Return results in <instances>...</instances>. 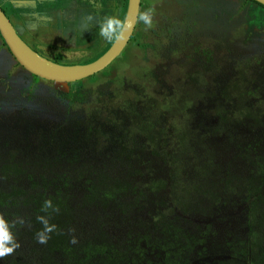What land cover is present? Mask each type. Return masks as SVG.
<instances>
[{
	"label": "rangeland",
	"instance_id": "obj_1",
	"mask_svg": "<svg viewBox=\"0 0 264 264\" xmlns=\"http://www.w3.org/2000/svg\"><path fill=\"white\" fill-rule=\"evenodd\" d=\"M123 1L1 0L0 6L6 11L19 38L32 51L52 61L57 60L59 64L82 65L89 58L98 57L113 40L99 36V28L94 23L85 30L84 18L89 14L100 19L105 14L120 18ZM240 1V12L238 0L224 2L225 6L229 3L235 8V16L239 14L234 24L225 23L224 16L221 22L217 0H141L139 14L152 9V26L138 20L123 54L98 73L96 81L95 78L86 79L74 90L66 84H59L53 90L51 86L32 80L30 74H18L19 70L12 69L14 62L3 50L0 53V157L11 154L25 173L21 177L0 176V190L13 186L31 189L32 182L39 184L47 193L67 190L75 194L71 205L77 215L73 225L77 238L94 235L97 232L96 220H100L110 239L120 241L127 231L138 225L137 220L149 222L156 213L170 214L169 192L155 197L147 195L137 211L123 216L113 205L105 209L100 206L82 207L79 196L81 183L95 172L116 167L117 160H120L117 165L119 173L136 177L137 174L129 170L137 169L141 172L142 181L164 179L165 167L161 165V157H149V152H140L138 148L128 155L129 149H123L122 145L141 135L137 129L139 121L146 123L161 115L162 119L175 103L177 109H184L189 118L185 122L178 118L170 122L173 130L175 134L185 132L186 147L188 144L193 147L190 150H196L191 151L188 158L187 153L180 154L179 161L185 159L183 170L187 173L183 176L184 184H176L177 197L186 198V184L198 176V166L206 161V153L217 163L221 162V168L230 169L229 157L224 152L225 138L212 130L216 119L210 116L209 107L212 109L213 105L222 103L220 92L229 78L235 75L234 70L240 68H244L249 78L254 80L255 94L249 100L256 103L254 111L259 113L264 105V11L250 2L243 4L244 0ZM190 14L197 20L195 30L183 35L190 27L182 30L178 25L185 27L182 20ZM182 42H191L186 58H195L200 52L197 48L202 50L205 45L217 55L210 89L204 90L206 83L200 86L198 95L187 88L186 72L177 79L185 89L184 94L181 90L175 93L173 81L178 77L176 64L183 61L180 56L183 53ZM159 48L162 55L158 54ZM203 55L198 53L199 62L204 61ZM219 62H222L221 66ZM245 63H249L250 68ZM104 72L113 79L102 76ZM69 92L74 94L73 99L68 98ZM205 92L208 96H203ZM62 97L70 99V102L66 104ZM152 114L154 116L150 117ZM171 114L168 113L170 118ZM200 141H203L204 150L198 146ZM192 152L195 153L194 158ZM187 162L191 165H186ZM237 169L247 172L243 166L232 167L233 172L238 173ZM134 179L141 182L140 177ZM241 194L234 212H226L227 217L219 214L217 207L211 206L208 210L211 203L205 189L191 194L192 198L205 205L206 214H211L203 221V215L191 216L194 223L189 225L190 230L202 237L190 240L185 247L193 244L192 264H214L226 259L236 261L233 247H237L236 241H243L246 233L244 221L251 216L242 204ZM258 213L261 216L259 210ZM198 241L202 244L197 245ZM185 251L188 252L187 249Z\"/></svg>",
	"mask_w": 264,
	"mask_h": 264
},
{
	"label": "trees",
	"instance_id": "obj_2",
	"mask_svg": "<svg viewBox=\"0 0 264 264\" xmlns=\"http://www.w3.org/2000/svg\"><path fill=\"white\" fill-rule=\"evenodd\" d=\"M225 1L217 0L218 16L221 17V22L224 16L225 23L227 21L234 23V19L237 18L233 12L234 8L229 3L225 6ZM248 2L257 9L259 7L264 11V6L252 0H244L243 4ZM126 5L127 0H124L120 15L122 21L125 16ZM3 13L6 15V11H3ZM214 13L216 12L214 11ZM184 18L182 21L185 27L178 25L182 30L195 26L197 23L196 18L192 17L191 14ZM173 29L176 30V28ZM189 32L190 29L186 30L185 34ZM138 38H140L139 35ZM116 39L113 38L112 44ZM109 46L98 57L89 58L85 64L101 58L110 49ZM161 48H159V55H162ZM3 50L14 62V65L11 66L13 70H19L18 74L29 75L12 58L0 37V53ZM198 51H204L203 63L197 60L200 52H197L196 57L193 59H185L186 56L184 57V68L178 74L176 81H173L176 94L179 90L184 94L185 89L181 88L182 84H178L177 80L182 76V72H186L184 79L187 88L198 95L201 84L205 82L201 68L208 66L211 72L216 71L217 55L212 52V49L205 45L202 50L198 49ZM53 62L60 63L57 60H53ZM245 64L250 68L249 63ZM219 65L221 66L222 62H219ZM234 72L235 75L229 78L224 89L220 92L223 97L220 100L222 103L216 106L212 103L213 108L209 107L208 110L210 116L216 119V126L212 130L218 131L225 138L224 152L229 157L228 166H231L230 169L221 168L223 164L221 162L217 163L214 157L210 158L206 153V161L198 166L200 167L198 176L186 184L188 190L186 198L177 197L176 184L182 182L183 176L185 177L187 173L183 170L185 159L182 158L181 162L179 161L180 154L185 152L188 154L186 157L188 158L189 153L196 150H190L193 147H189L188 144L186 147L185 143L188 141L185 132L175 134L173 130V125L170 122H173L176 118L181 122H185L189 118L184 109H177L178 106L176 107L177 103H175V105H172V109L167 110L168 113H172L171 118L165 112L162 119L161 114L159 117H152L154 116L152 114L150 115L152 119L148 122L139 121L137 129L141 135L133 137L134 139L125 146L122 145L123 149H129L128 155L132 154L133 149L138 148L140 152H149V157L153 156L157 159L161 157L163 159L161 165L165 167L164 179L153 178V180L149 179L145 182L142 181L139 170H129L130 173L137 174L136 177L141 178V182H137L138 180L134 179L136 177L123 172L119 173L117 165L120 160H117L116 167L112 169L104 168L84 179L81 183L82 192L79 191L82 207L100 206L105 209L113 205L119 209L123 216H128L137 211L140 203L147 195L155 197L158 194L169 192L171 208L168 212L170 214H167V212L156 213L149 218V222L137 220L136 229L127 231L120 241L110 239L100 220H96L97 232L94 235L77 238L75 232L69 231L73 229L77 217L76 211L71 205L75 194L69 193L67 190L47 193L35 182L30 185L31 189H21L13 186L7 190H0V212L4 211L3 214L9 221L23 218L25 223L23 225L17 224L13 229L21 247L14 254L0 259L1 263L192 264L190 256L193 244L189 245L188 248L185 247L190 240L202 237L196 231L192 232L190 230L189 225L194 223L191 216L192 214L203 215L201 220L203 221L211 215L206 214L205 205L191 196V194L203 188L206 190L207 198L209 197L211 203L208 210L211 206L217 207L218 211L223 207H229L233 210L242 193V204L245 205V210H249V213H251V216L244 221L245 230H248L243 241H236L237 247H233V250H235L233 255L237 258L236 261L226 260L219 264H264V105L261 106L259 113L254 111L256 103L249 101L255 94L253 91L255 89L253 86L254 80L249 78L244 68L234 70ZM216 74L217 72H215V78ZM97 75L88 79L95 78L96 81ZM102 76L113 79L111 76H106L105 72ZM30 77L32 80L40 81L41 85L51 86L52 89L59 85L41 80L33 75H30ZM36 81L32 82L33 85ZM83 81L69 83L67 86L70 90H74L81 86ZM203 85H206V83ZM214 86L217 87V83ZM206 87H208V84ZM208 88H204V90ZM67 96L73 99L74 94L69 92ZM203 96H208V94L205 92ZM182 97H177V99ZM68 98L62 97L66 104L70 102ZM206 132L207 129L204 133ZM204 136L206 135L204 134ZM198 146L201 150H204L203 141L198 142ZM194 155L195 153L192 152L193 158ZM186 165L191 164L187 162ZM238 165L243 166L244 171L247 172L242 173L240 169H237L238 173L233 172L232 167L235 168ZM22 169L11 154L0 157V176L2 178L21 177L25 173ZM222 171L227 173L221 174ZM182 183L184 184V182ZM47 199H51L54 206L59 208L58 213H53L51 210H49V213L41 212L43 203ZM240 210L242 211V208ZM258 210L261 216H259ZM49 214L51 216L50 222L57 225V231L51 234V238L46 244H39L36 242L35 233L41 230L43 226L38 222L37 217ZM73 236L77 241L76 243L70 242ZM199 244H202V242L198 241L197 245ZM186 249L188 252L185 251Z\"/></svg>",
	"mask_w": 264,
	"mask_h": 264
},
{
	"label": "water",
	"instance_id": "obj_3",
	"mask_svg": "<svg viewBox=\"0 0 264 264\" xmlns=\"http://www.w3.org/2000/svg\"><path fill=\"white\" fill-rule=\"evenodd\" d=\"M264 6V0H252ZM141 0H127L123 21L126 28L101 58L90 64L63 65L41 57L17 35L10 20L0 8V37L14 60L30 75L55 84H68L89 78L102 71L124 52L135 32Z\"/></svg>",
	"mask_w": 264,
	"mask_h": 264
},
{
	"label": "clouds",
	"instance_id": "obj_4",
	"mask_svg": "<svg viewBox=\"0 0 264 264\" xmlns=\"http://www.w3.org/2000/svg\"><path fill=\"white\" fill-rule=\"evenodd\" d=\"M138 20L143 22L144 25L151 27L152 23H153V10L148 9V10L140 13L138 15ZM93 23L96 26H98V28H99V36L103 37L105 40H108V41H111L113 38L118 39L126 28V23L115 15L105 14L103 16V18L100 19L98 17H95V16L89 14L86 18H84L85 30H88L89 25L93 24ZM113 43H115V42H113ZM47 59H49V58H47ZM50 61H52V60H50ZM54 63H56V62H54ZM88 64H90V63H88ZM105 69H103L102 71H104ZM102 71H100V72H102ZM100 72H98V73H100ZM98 73H96V74H98ZM92 76H94V75H92ZM86 79H88V78H86ZM86 79H83V80H86ZM49 210H51V212H53V213L59 212V208L54 206L51 199H47L44 201L43 206L41 208V212L49 213ZM50 219H51L50 214L49 215H40L37 217L38 222L43 226L41 230H39L35 233L36 242L39 244H46L48 242V240L51 238V234L53 232L57 231V225L51 223ZM24 223H25V221L23 218H17L14 221H9L8 219L5 218L4 214L0 213V259H4L5 257H7L9 255L14 254L16 252V250H18L21 247L20 243L17 240L16 233L13 231V229H15L17 224L23 225ZM69 231L74 232V229H70ZM70 242L71 243L77 242L74 236ZM221 262L222 261L218 262L217 264H219Z\"/></svg>",
	"mask_w": 264,
	"mask_h": 264
},
{
	"label": "flooded vegetation",
	"instance_id": "obj_5",
	"mask_svg": "<svg viewBox=\"0 0 264 264\" xmlns=\"http://www.w3.org/2000/svg\"><path fill=\"white\" fill-rule=\"evenodd\" d=\"M1 1V0H0ZM239 1V11H240V8H241V6H242V4L240 5V3H241V1L240 0H238ZM0 8H1V10H3V8L0 6ZM234 10H235V8H234ZM4 11V10H3ZM218 14V13H217ZM237 16V18H238V16H239V14L238 15H236ZM236 18V19H237ZM234 19V18H233ZM236 19H234V23H235V20ZM196 26V25H195ZM195 26H192V27H190V32L188 33V34H190L192 31H194L195 29H194V27ZM177 30V29H176ZM201 30H202V28H201ZM183 34H185V33H183ZM201 35L203 36V38L205 39L206 37H205V34H204V32H203V30H202V32H201ZM162 40V39H161ZM161 43V42H160ZM182 45H183V53L182 54H186V55H180L181 56V58H183V61H181V62H179V65H177L176 64V66H177V73L178 74H180L181 73V71H182V69L184 68L183 67V63H184V60L185 59H193V58H185L184 59V57L185 56H187V54H188V51H189V49H190V47H191V42H182ZM208 47V46H207ZM199 48H197V50H198ZM211 49V48H210ZM205 50V49H204ZM204 51H202V53H203ZM204 54V53H203ZM204 56V55H203ZM195 57H196V55H195ZM201 63H203V62H201ZM197 66V65H196ZM202 69V71H203V74H202V77L205 79V82H203L201 85L203 86V84L204 83H207L208 84V87H209V84H210V82L212 81V79H211V77L213 76V74H212V72L210 71V69L208 68V66H204V68H201ZM182 73H185V72H182ZM179 76V75H178ZM201 86V87H202ZM208 87H205V88H208ZM234 210L235 209H233V210H231V209H229V207L228 208H221L220 210H219V214H222V215H227L226 214V212H228V213H231V212H234ZM227 217V216H226ZM214 218V217H213ZM212 218V219H213ZM225 221H226V219L223 221L224 223H225ZM208 223V222H207ZM247 230L248 229H246L245 230V232H247Z\"/></svg>",
	"mask_w": 264,
	"mask_h": 264
},
{
	"label": "bare ground",
	"instance_id": "obj_6",
	"mask_svg": "<svg viewBox=\"0 0 264 264\" xmlns=\"http://www.w3.org/2000/svg\"><path fill=\"white\" fill-rule=\"evenodd\" d=\"M121 55H122V54H121ZM121 55H120V56H121ZM120 56H119V57H120Z\"/></svg>",
	"mask_w": 264,
	"mask_h": 264
}]
</instances>
